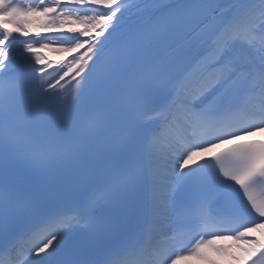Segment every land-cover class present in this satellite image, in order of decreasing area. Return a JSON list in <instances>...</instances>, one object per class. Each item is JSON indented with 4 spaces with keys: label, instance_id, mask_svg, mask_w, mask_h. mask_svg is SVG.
<instances>
[{
    "label": "snow or ice",
    "instance_id": "6c2138e0",
    "mask_svg": "<svg viewBox=\"0 0 264 264\" xmlns=\"http://www.w3.org/2000/svg\"><path fill=\"white\" fill-rule=\"evenodd\" d=\"M258 129L264 0H0V264H256L264 141L240 137Z\"/></svg>",
    "mask_w": 264,
    "mask_h": 264
},
{
    "label": "bare ground",
    "instance_id": "6f19581e",
    "mask_svg": "<svg viewBox=\"0 0 264 264\" xmlns=\"http://www.w3.org/2000/svg\"><path fill=\"white\" fill-rule=\"evenodd\" d=\"M9 27H13L12 25H9ZM97 32L99 31V29L97 28L96 30ZM40 32L42 35L46 34L43 31H30L29 33L35 35V33ZM93 35H95V33H92ZM38 47V46H37ZM86 47L82 48V49H78L77 52L75 53H65V52H53L49 49H44L43 53L46 57V59L48 61H52V62H64V63H71L73 57H79L80 55H83L86 52ZM65 71L67 70L66 68L64 69ZM60 75H62V72L60 73ZM59 79V77H58ZM74 71L73 73L69 74L68 77H65L64 80L60 81V84H64L67 83L68 81H72L74 80ZM264 234V229H260L257 230L255 233H247V239L251 240L253 238H257V237H261ZM247 247L246 245V241L243 239H235L234 240V244L232 245L230 251L236 255V256H240V257H245L248 255V253L245 251V248ZM193 258L192 261L190 260L189 262L185 263V264H212L210 263L208 260L204 259V258H199V257H190ZM223 258L222 260L219 258H216V262L217 264H235L234 261L230 260L228 257H221Z\"/></svg>",
    "mask_w": 264,
    "mask_h": 264
},
{
    "label": "rangeland",
    "instance_id": "374dc122",
    "mask_svg": "<svg viewBox=\"0 0 264 264\" xmlns=\"http://www.w3.org/2000/svg\"><path fill=\"white\" fill-rule=\"evenodd\" d=\"M27 27H30L31 29L35 31L43 30L40 26V23L36 20H33L30 24L27 25ZM56 29H50L49 32H55Z\"/></svg>",
    "mask_w": 264,
    "mask_h": 264
}]
</instances>
